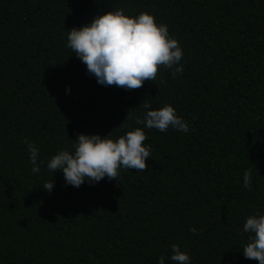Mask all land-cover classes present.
<instances>
[{
  "label": "trees",
  "instance_id": "trees-1",
  "mask_svg": "<svg viewBox=\"0 0 264 264\" xmlns=\"http://www.w3.org/2000/svg\"><path fill=\"white\" fill-rule=\"evenodd\" d=\"M112 9L166 24L184 71L160 67L133 90L98 84L67 36ZM145 101L171 104L189 131L137 125ZM136 127L150 146L144 172L121 169L76 188L46 168L78 133L117 139ZM26 142L45 161L38 175ZM256 212L264 214V0H0V264H157L173 243L192 264H258L241 249L245 217Z\"/></svg>",
  "mask_w": 264,
  "mask_h": 264
},
{
  "label": "clouds",
  "instance_id": "clouds-1",
  "mask_svg": "<svg viewBox=\"0 0 264 264\" xmlns=\"http://www.w3.org/2000/svg\"><path fill=\"white\" fill-rule=\"evenodd\" d=\"M67 47L86 65L87 72L103 86L115 85L125 90L138 89L145 81H154L160 67L172 70L175 77L184 69L180 63L183 50L168 26L157 23L147 12L129 15L124 9L111 10L96 15L90 23L74 27L68 32ZM70 92V87L66 89ZM142 117L135 123L144 128H155L167 132L169 127L183 133L189 131L184 118L176 114L171 104L159 108L145 101ZM141 127L127 131L117 139L109 135L77 134L72 150L57 151L46 163L51 172L60 171L66 186L79 188L85 182L95 184L105 177L112 180L119 177L121 169H135L144 172L146 160L151 157L150 146ZM31 172L38 175L45 161L39 158V149L32 142H26ZM243 185L252 186V173L245 170ZM43 188L51 192L54 181L46 182ZM194 234L197 229L191 228ZM242 234L247 241L241 249L245 259L264 264V214L256 212L245 217ZM171 256L161 255L157 264H165L170 259L173 264H192L190 255L178 244H171Z\"/></svg>",
  "mask_w": 264,
  "mask_h": 264
}]
</instances>
